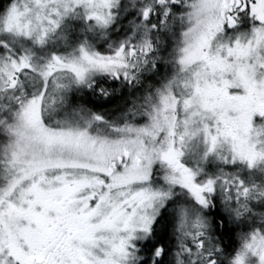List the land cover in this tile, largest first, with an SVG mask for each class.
I'll list each match as a JSON object with an SVG mask.
<instances>
[{"label": "snow or ice", "instance_id": "snow-or-ice-1", "mask_svg": "<svg viewBox=\"0 0 264 264\" xmlns=\"http://www.w3.org/2000/svg\"><path fill=\"white\" fill-rule=\"evenodd\" d=\"M0 264H264V0H0Z\"/></svg>", "mask_w": 264, "mask_h": 264}]
</instances>
